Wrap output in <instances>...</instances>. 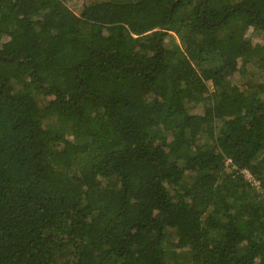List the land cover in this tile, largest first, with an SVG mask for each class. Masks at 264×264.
I'll return each mask as SVG.
<instances>
[{
  "label": "trees",
  "instance_id": "1",
  "mask_svg": "<svg viewBox=\"0 0 264 264\" xmlns=\"http://www.w3.org/2000/svg\"><path fill=\"white\" fill-rule=\"evenodd\" d=\"M251 30L264 0H0V264H264Z\"/></svg>",
  "mask_w": 264,
  "mask_h": 264
},
{
  "label": "rangeland",
  "instance_id": "2",
  "mask_svg": "<svg viewBox=\"0 0 264 264\" xmlns=\"http://www.w3.org/2000/svg\"><path fill=\"white\" fill-rule=\"evenodd\" d=\"M251 37L253 39L254 42L256 43H263L264 42V37L263 34H259L257 33L255 35L254 31H250ZM248 81H254V82H260L263 83L264 82V73L260 72V70H258L256 67L254 66H250L248 69V73L245 76H240V75H236L235 78H233V82L238 84V85H245ZM197 111H199L198 113L202 112V107H199L197 109ZM256 185H258V183H255ZM185 256V253H184Z\"/></svg>",
  "mask_w": 264,
  "mask_h": 264
},
{
  "label": "built area",
  "instance_id": "3",
  "mask_svg": "<svg viewBox=\"0 0 264 264\" xmlns=\"http://www.w3.org/2000/svg\"><path fill=\"white\" fill-rule=\"evenodd\" d=\"M247 176H248L249 178H251L250 175H249L248 173H247Z\"/></svg>",
  "mask_w": 264,
  "mask_h": 264
}]
</instances>
